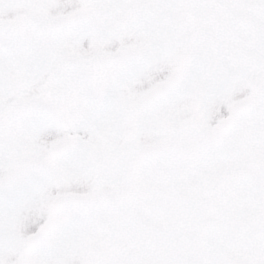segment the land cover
I'll list each match as a JSON object with an SVG mask.
<instances>
[{
  "label": "snow or ice",
  "instance_id": "1",
  "mask_svg": "<svg viewBox=\"0 0 264 264\" xmlns=\"http://www.w3.org/2000/svg\"><path fill=\"white\" fill-rule=\"evenodd\" d=\"M0 264H264V0H0Z\"/></svg>",
  "mask_w": 264,
  "mask_h": 264
}]
</instances>
